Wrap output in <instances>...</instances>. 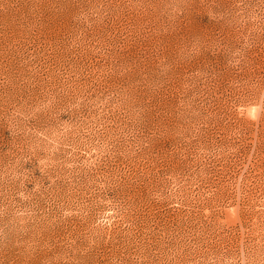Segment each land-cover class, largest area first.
Here are the masks:
<instances>
[{
    "label": "rangeland",
    "instance_id": "374dc122",
    "mask_svg": "<svg viewBox=\"0 0 264 264\" xmlns=\"http://www.w3.org/2000/svg\"><path fill=\"white\" fill-rule=\"evenodd\" d=\"M0 264H264V0H0Z\"/></svg>",
    "mask_w": 264,
    "mask_h": 264
}]
</instances>
